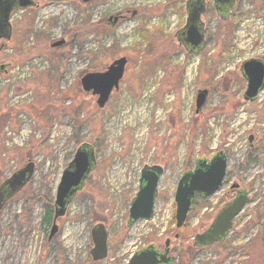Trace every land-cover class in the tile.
Wrapping results in <instances>:
<instances>
[{
	"label": "rangeland",
	"instance_id": "374dc122",
	"mask_svg": "<svg viewBox=\"0 0 264 264\" xmlns=\"http://www.w3.org/2000/svg\"><path fill=\"white\" fill-rule=\"evenodd\" d=\"M33 1L15 10L11 39L0 42V64L7 65L0 74V184L33 164L29 182L0 209V264H126L151 244L162 250L167 239L173 264H264V89L254 103L245 102L238 66L226 70L232 52L244 55L264 38V0H235L226 22L207 0L204 48L194 56L176 38L185 0ZM119 13L124 18L111 29L108 18ZM121 57L123 78L99 109L80 80ZM199 90L208 95L195 114ZM84 142L95 148L96 168L48 240L44 205L51 196L53 205L61 173ZM219 150L227 157L223 184L195 200L177 230L178 179ZM145 164L163 168L153 217L129 228V203ZM232 184L250 202L223 242L193 247L194 236L233 199ZM98 223L108 252L94 263L90 230Z\"/></svg>",
	"mask_w": 264,
	"mask_h": 264
},
{
	"label": "water",
	"instance_id": "95a60500",
	"mask_svg": "<svg viewBox=\"0 0 264 264\" xmlns=\"http://www.w3.org/2000/svg\"><path fill=\"white\" fill-rule=\"evenodd\" d=\"M81 1L88 3L92 0ZM211 1L220 20L227 21L234 9L235 0ZM34 4L32 0H0V40H9L11 37L10 12L15 9L31 8ZM205 4L206 0L185 1V24L176 34V38L188 54H198L204 48L205 30L201 16L205 11ZM117 19L114 17L109 20L112 27ZM63 44L64 40H60L51 44L50 47L57 48ZM126 63L124 57L119 58L113 61L104 72L87 73L81 78L82 91L97 97L95 104L99 109L105 106L113 89H118ZM4 68L5 65H0V73L4 71ZM240 74L246 83L243 101L253 103L264 89V62L260 59L244 61L240 67ZM207 95V90L197 92L195 114H198L205 105ZM251 141L252 137L250 136V144ZM95 168L96 156L93 145L82 143L77 147L71 161L62 171L56 186L48 240H51L57 233L56 221L65 215L67 206L76 193L83 189L85 181ZM226 169L227 158L223 151H219L209 161L206 158L198 159L193 169L185 171L180 176L174 192L176 229L184 226L196 196L208 198L219 189L224 180ZM32 174L33 164L29 162L0 184V209L6 200L21 191L29 182ZM162 174L161 166L144 165L142 167L137 192L129 204L127 227H132L139 220L149 221L152 218L154 203L158 194V183ZM230 189L236 192V196L221 208L203 233L194 236L193 247L203 248L223 242L233 227L234 219L249 203L250 199L246 190L239 189L237 184H233ZM90 237L93 244L90 251L91 261L95 263L104 260L108 252V235L104 225L95 224L90 230ZM169 242V239L165 241L162 251H159L154 244L136 251L126 264H173L174 258L167 256Z\"/></svg>",
	"mask_w": 264,
	"mask_h": 264
},
{
	"label": "built area",
	"instance_id": "2783aa9c",
	"mask_svg": "<svg viewBox=\"0 0 264 264\" xmlns=\"http://www.w3.org/2000/svg\"><path fill=\"white\" fill-rule=\"evenodd\" d=\"M172 22H173V24L176 23L175 16H172ZM128 43H129V40L123 39L121 44L127 45ZM255 54L264 55V38L260 40L259 46L257 48L252 49L251 51L247 50L244 53V55H241L238 52H232L231 56L233 55L234 57L232 59V62L229 64L231 66L228 67L229 65H227L226 70L233 69L235 66L239 65L243 60H245L247 58H251ZM190 66H191V64H190ZM169 98L171 99V96H169Z\"/></svg>",
	"mask_w": 264,
	"mask_h": 264
},
{
	"label": "trees",
	"instance_id": "16d2710c",
	"mask_svg": "<svg viewBox=\"0 0 264 264\" xmlns=\"http://www.w3.org/2000/svg\"><path fill=\"white\" fill-rule=\"evenodd\" d=\"M194 164H195V162H194ZM194 164H193V166H194ZM191 166H192V165H190V169L193 168V166H192V168H191ZM190 169H189V170H190ZM199 199H202V198H200V197H196V198L194 199V201H195V200H199ZM194 201H193V203H194ZM51 202H52V196H51V198L47 197L46 203H45V205H44L43 217H42V220H41V223H42V224H45L47 228H50V226H51V221H52V216H53V211H52ZM193 203H192V205H193ZM263 223H264V221H263ZM263 226H264V224L261 226V228H262ZM262 231H263V233H264V228H263Z\"/></svg>",
	"mask_w": 264,
	"mask_h": 264
},
{
	"label": "flooded vegetation",
	"instance_id": "af4514ba",
	"mask_svg": "<svg viewBox=\"0 0 264 264\" xmlns=\"http://www.w3.org/2000/svg\"><path fill=\"white\" fill-rule=\"evenodd\" d=\"M206 1H207V0H206ZM119 16L121 17V19H120V20L117 19V20H118L117 23L120 22V21L124 18V16H123L122 14H119ZM117 23H116V24H117ZM96 164H97V159H96ZM88 177H89V176H88ZM87 179H88V178H87ZM84 185H85V184H84ZM232 192L234 193L235 191H232ZM52 211H53V205H52ZM52 217H53V216H52ZM51 223H52V221H51ZM50 227H51V226H50ZM49 230H50V229H49ZM175 237H177V235H175ZM47 238H48V237H47ZM155 246H156V245H155ZM156 248H157V246H156ZM167 256H171V255H170V242H169V253H168ZM172 257H173V256H172ZM173 258H174V257H173ZM174 261H175V259H174Z\"/></svg>",
	"mask_w": 264,
	"mask_h": 264
}]
</instances>
